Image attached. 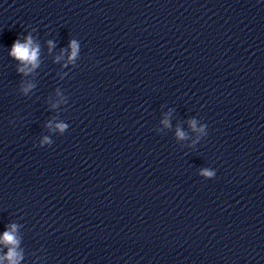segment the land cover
<instances>
[{"label": "clouds", "instance_id": "9594fccd", "mask_svg": "<svg viewBox=\"0 0 264 264\" xmlns=\"http://www.w3.org/2000/svg\"><path fill=\"white\" fill-rule=\"evenodd\" d=\"M49 45L50 47L52 46V42L49 41ZM70 47H71V55L69 56V61H73L76 59L78 52L80 50L79 45L77 43L76 39H72L70 41ZM9 55L12 58H15L16 60L24 63L25 67L24 68H20L19 71L20 72H25V70L27 69L28 72H30L33 68L38 67L39 65V47L34 46L33 45V41L31 36H28L26 41L24 43H21L19 39H17L12 47L11 50L9 52ZM28 65H31V68H28ZM32 85H29L28 88H31ZM28 88H25L24 91L27 92ZM51 123V122H50ZM164 123L167 125L168 122L164 121ZM191 126L194 130L196 129V120H192L191 122ZM69 125L65 124V123H58L56 124V128L60 130L61 133H63L65 131L66 128H68ZM207 127V125L202 126L200 129H198V131L200 132H205V128ZM177 136L179 138H184L185 134L180 131L179 129H177ZM52 141H50L48 139V137H45L44 140L41 142V146H43V144H48L49 146L52 145ZM200 175L205 177V178H215L216 173L212 170H209L207 168L202 169L200 172ZM16 228L17 225L12 224L10 225V228L8 231H5L3 234V237L0 238V242L6 244V245H12L13 247L9 248V251L7 253V259L9 260L10 264H18V261L20 259H22V256L20 255V253H18L16 251L15 246L18 245L19 241L15 235L16 233Z\"/></svg>", "mask_w": 264, "mask_h": 264}]
</instances>
